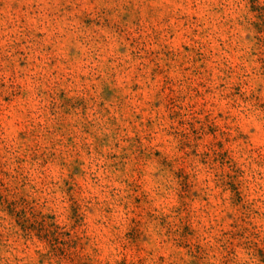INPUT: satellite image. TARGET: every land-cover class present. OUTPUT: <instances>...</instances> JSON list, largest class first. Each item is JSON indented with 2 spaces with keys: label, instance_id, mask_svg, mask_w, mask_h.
Segmentation results:
<instances>
[{
  "label": "rangeland",
  "instance_id": "1",
  "mask_svg": "<svg viewBox=\"0 0 264 264\" xmlns=\"http://www.w3.org/2000/svg\"><path fill=\"white\" fill-rule=\"evenodd\" d=\"M0 264H264V0H0Z\"/></svg>",
  "mask_w": 264,
  "mask_h": 264
}]
</instances>
